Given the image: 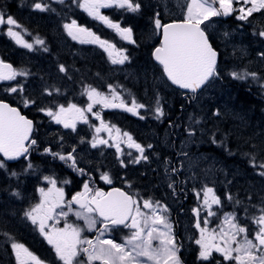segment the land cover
<instances>
[{"label": "snow or ice", "instance_id": "6c2138e0", "mask_svg": "<svg viewBox=\"0 0 264 264\" xmlns=\"http://www.w3.org/2000/svg\"><path fill=\"white\" fill-rule=\"evenodd\" d=\"M63 2L64 0H59V3ZM72 3L88 16L102 21L108 28L115 30L123 40L135 43L132 28L121 27L119 22H114L107 15L102 14L101 9L117 8L136 13L141 8L138 0H72ZM234 4L239 7H234ZM247 5L250 7H246ZM180 6L184 10L182 20L164 23L161 13H155L153 23L161 36V42L154 49L153 57L162 66L163 73L171 84L195 94L198 89L219 77L218 52L210 42L209 35L206 34L208 25L205 22L210 21L212 17L228 16L234 11L239 12L236 17L238 20L245 21L253 13L264 9V0H184ZM32 7L33 10L40 12L54 11L44 0H35ZM4 25L8 26L7 35L23 48L33 50L34 44L41 46L45 44L39 38L32 43L27 42L21 32L16 30L22 27L18 21L11 15L0 12V26ZM63 28L72 40L80 44L98 45L107 53L113 65H123L129 60L125 54L126 50L117 49L115 44L101 38L75 19H72L70 23H64ZM225 35L228 34L225 33ZM258 35L264 37V31H260ZM43 50L48 49L44 47ZM260 55L264 57V53ZM59 71L67 73L64 65L59 66ZM29 75L27 70H17L10 63L0 60V82H16L5 91L10 95H19L25 108L36 105L37 101L24 94L25 86L18 82L17 78ZM230 75L237 80L249 78L261 80L258 73L247 70L233 71ZM261 86L264 87V84ZM107 88L106 94L92 85H84L81 95L86 96L88 102L83 107L70 101L67 105L54 103L48 107H41L38 111L57 125H62L63 128L71 129L73 132L77 130L78 123L90 125L95 134L87 143L93 149L101 148V146L115 148L117 159L122 167L127 166L124 160L120 159L123 155L132 157L129 163L147 160L144 146L137 143L128 132H121L115 125L105 122L101 116L103 109H123L133 115H139L140 119H145L138 110L145 109L147 106L138 103L135 98L127 101L112 84L107 85ZM43 94L59 95L61 90L45 88ZM156 104L153 111L155 118L159 120L165 113L159 98ZM97 106L99 110L93 111ZM89 114L100 122L98 126L90 124ZM214 114L219 115L218 112ZM190 119H193V123H199L194 118ZM113 131L116 133L115 136ZM33 132V120L22 115L18 107L0 99V169L7 171V161H16L23 157L27 161L24 172L34 170L35 166L28 160L30 149L37 144L36 139L32 138ZM102 132H107L108 138L101 137ZM186 132L191 137L196 134V129L189 127ZM60 140L63 141V137H60ZM84 142L85 140L81 138V143ZM212 143L217 141L213 139ZM121 144L126 145L127 149H135L139 155L133 157L131 151L125 153ZM146 147L151 149L152 145L149 144ZM43 152L65 162L79 175L89 176V180L84 181L82 190L67 200L64 188L57 186V180L44 176L43 180L48 186L37 189L40 196L39 202L24 213L25 217L38 227L40 234L52 246L62 264H94V262L99 264H182L178 256L180 246L173 235L172 224L167 216L169 211L167 205L151 198L139 197L138 194H130L119 188L105 192L94 187L90 173L78 166L75 147L67 153L54 152L51 147L44 148ZM183 155L186 156L187 153ZM250 163L252 167L258 169L257 174L264 177V162L257 163L256 156L252 155ZM171 171L176 173L179 170L172 168ZM10 175L16 177L18 174L11 171ZM100 179L107 184H112V178L107 172L102 173ZM63 183L67 184L70 181L65 180ZM172 186L170 183L169 187ZM193 191L198 201L197 207L192 209L195 216L194 227L199 232V237L194 238V243L199 246L197 259L208 262L216 252L225 262L264 264V207L257 209L258 215L252 214L247 217L251 230L249 224L240 222L235 211L223 212L221 223L215 228H209L211 218L216 217L222 210L223 201L213 187L204 185L199 190L193 189ZM13 195L19 196L20 193L15 192ZM224 199L235 205L241 204L240 200H234L228 193L225 194ZM213 206H216L215 210ZM243 211L246 215L248 214L247 208ZM70 215L75 216L76 220L82 221L83 224L69 222ZM61 219L64 220L63 227H58ZM49 221L53 223L49 225ZM120 227L129 230L122 242L118 243L114 239L105 238L107 233ZM92 231L97 233L94 239L83 235L85 232ZM11 248L15 253L17 264H45V261L22 243L13 240ZM81 257L84 258L81 259Z\"/></svg>", "mask_w": 264, "mask_h": 264}, {"label": "flooded vegetation", "instance_id": "af4514ba", "mask_svg": "<svg viewBox=\"0 0 264 264\" xmlns=\"http://www.w3.org/2000/svg\"><path fill=\"white\" fill-rule=\"evenodd\" d=\"M29 1L31 5L35 2V0ZM44 2L55 5L59 3L54 2V0H44ZM138 2L141 4V8L136 13L117 8L101 9L102 14L107 15L114 22H119L121 27H131L135 43L123 40L115 30L108 28L102 21L88 16L87 13L73 4L72 0H64L63 2L64 6L68 7L67 14H60L57 8L51 12V25L55 27L56 34L36 35L32 31L26 30L23 26L21 27L23 31L26 30L32 36L42 39L45 42L43 46L48 49L44 53L39 50L29 51L21 48L20 50L25 55L24 61L28 62L26 64H36L45 55L55 56V52L51 49L52 45H60L66 50L64 54L67 62L65 67L71 70L69 81L71 93L68 94L67 99H60L65 97L58 95H35L34 100L37 101V104L25 108L22 112L23 115L34 122L32 138L36 139L37 144L30 149L28 160L35 167L34 170L24 172L27 161L21 157L19 160L6 162L7 171L0 169V224L2 225L0 226V259L4 261V263L0 264H17L15 253L11 248L13 240L24 244L25 247H31L33 253L37 254L45 263L50 262V260L55 264L59 262L56 259L57 256L52 252L51 254L49 252L47 254L44 253V250L41 249L44 244H33V242H40V240L43 241L44 239L39 236L40 232L35 227L36 225L24 221L23 216L28 209L27 201L24 198L15 201L13 193L19 192L20 196L26 195L28 184L37 180L40 176H50L56 179L57 183L64 188L65 199L67 200L82 190L83 183L89 180V176H81L68 167L65 162L54 159L51 155L44 154L43 150L46 147H51L54 152L63 153L70 152L75 147L78 166L90 173L94 187L105 192L113 188H119L130 194H138L139 197L143 198L151 196L153 191L149 189V186L146 187L142 184L141 171L147 169L150 172V168L155 165V154L157 151L161 157L160 160L168 165L169 176L172 178L170 183L173 186H161L159 179L155 176L156 170L154 177L149 176L150 179H146V182L149 185L151 184V187H157L159 190L164 187L166 192H173L172 196L174 198L181 196L182 192H184L183 189H180L178 183H185L181 169V159L185 155L179 150L178 146L181 142V135L187 133L186 129L189 126L195 128L196 133L201 127L200 120L203 117L193 109L200 93L186 94V92L173 88L172 84L166 79L162 66L153 57L154 49L161 42V36L153 23L155 13L160 12L163 22L170 23L173 20H182L184 18V10L180 13L177 11L166 12L157 0H138ZM9 4L10 0H0L1 12L6 15H11L10 11L4 12L2 6ZM30 10L32 14L37 11ZM32 17L34 16L28 15L27 20L33 28H37L34 26V18ZM236 17L234 15L226 19L223 16L212 17L210 21L205 22V24L210 25L209 30L206 29V34L209 35L210 42L217 50L219 59L220 56L222 59L224 55L237 54L236 52L233 53L235 48L232 45H249L247 46L248 51L259 48L258 45L260 47L264 46L263 38L258 35L260 31H264V9L253 13L245 21L238 20ZM72 19L90 28L101 38L115 44L117 49L126 50L125 54L129 57V60L123 65H113L107 53L98 45L80 44L78 41L72 40L71 37L65 34L63 29V24L70 23ZM225 33L228 35H225ZM238 40L243 43L238 44ZM39 53L41 54L40 58L37 57ZM48 61H52V59ZM32 64L30 65L31 67H33ZM63 64L52 66L55 69H59V66ZM83 70L84 72H82ZM76 71L80 73L79 77L83 81L82 87L78 89L75 87L77 80ZM235 82V79L232 80L233 85H235ZM109 84L116 86L117 90L121 92L127 101L135 98L138 103L147 106L145 109L138 110L140 115L145 116V119H140L139 115H133L123 109H103L101 111V116L105 122L115 125L121 132H128L137 143L146 148L145 155L148 157L147 160H141L140 163H129L132 157L123 155L120 159L124 160L127 166L122 167L117 159L115 148L101 146V148L93 149L87 143L95 134L94 129L90 125L78 123L77 130L73 132L71 129L63 128L62 125H57L45 114L38 111V108L41 107H48L54 103L67 105L70 101L83 107L88 102L87 97L81 95L84 85H92L107 94V85ZM164 85L170 87L171 91L165 89ZM158 98L165 113L159 120L155 118L153 111L157 106L156 101ZM97 110H99V106L93 109V111ZM190 118L198 120L199 123H193V119ZM89 121L90 124L97 126L100 123L91 114H89ZM202 125L204 129L209 130L211 135H203V147L201 150L214 154L216 152L215 143H212V140H218L219 134L217 135L216 132L218 126H209V123H203ZM115 135L116 133L113 131V136ZM100 136L108 138V133L102 132ZM60 137H63V141L60 140ZM81 138L85 140L84 143H81ZM149 144L152 145L151 149L146 147ZM205 144H207L206 147ZM121 147L124 148L125 153L131 151L133 157L139 155L135 149H127L124 144H121ZM196 151L197 149L194 147L187 155H192ZM221 161L230 165L223 158ZM172 168H177L179 171L173 173L171 171ZM11 171L17 172L18 175L16 177L11 176ZM104 172L110 175L112 184H107L100 179V175ZM143 175L145 176L146 174L144 173ZM65 180L70 181V183L64 184L63 181ZM12 206L15 209L14 217L19 220L14 225L10 222V212L5 211L12 209ZM172 213H176L178 219L180 216L183 220H187L184 215L188 213V210L176 208L170 214ZM48 223L51 225L52 221ZM97 227H100V225H97ZM249 228L251 230V225H249ZM123 230L127 229L117 228L114 231L120 232ZM194 238H197V235ZM188 257L191 258L189 260L191 264H217V262L219 264H234V262H225L219 254H213V258H217V260L210 259L208 262L198 260L194 255H189Z\"/></svg>", "mask_w": 264, "mask_h": 264}, {"label": "trees", "instance_id": "16d2710c", "mask_svg": "<svg viewBox=\"0 0 264 264\" xmlns=\"http://www.w3.org/2000/svg\"><path fill=\"white\" fill-rule=\"evenodd\" d=\"M32 1V0H31ZM31 2L29 0H10V4L3 6L5 11H10L11 16L18 21V23L23 26L26 30L32 31L34 34L47 35L56 34V29L51 25V12L45 11L40 13L38 11L31 13L30 10ZM56 7L60 14L66 13L67 8L63 6L57 7V5H51ZM40 14V15H38ZM28 15L34 16V26L33 28L29 23ZM40 29V30H36ZM6 46V45H5ZM10 47V44H7ZM51 49L55 52V56L45 55L40 58L39 62L33 65L34 69H27L30 73L29 80L38 85V92L36 95L41 96L45 95V88H59L61 93L69 94V77L71 76V70L67 69V73L60 74L59 69L53 68L52 65L58 66L60 63L66 65V50H64L60 45H52ZM14 57H17L20 60L11 59L8 54L3 50L1 51V56L4 60L10 61L17 70H21L20 65H24L28 62L23 61L25 55L19 49H14ZM52 61H48L51 60ZM30 62V60H28ZM222 69L224 65L222 60L220 61ZM31 64H27V67ZM223 65V66H222ZM84 72V70L82 71ZM60 74V75H59ZM77 75L76 88H80L83 85L82 78L79 77L80 73L75 72ZM59 80L60 84H55V80ZM220 82V81H218ZM243 82V83H242ZM241 84H235L229 82V80L221 81L223 88L229 91L227 92V100L225 103L219 104L218 106H213V110L217 111L219 115H212L214 119L211 120L213 126H218V130H222L223 134L229 136L234 134L235 140L234 145L230 144L229 140H222L221 135H218L219 147L215 148L217 154L222 157L226 162H229V169L234 175V180L230 184V190L234 193L232 197L234 200H240V205H235L234 203L226 204L227 208L232 211L237 212L244 221H247L244 216H246L243 211L244 208L248 209L247 215L259 214L257 209L264 207V177L257 174L258 169L251 166L250 159L252 155H256V162H264V87L261 84H264V76L261 77V80L256 81L247 79L242 81ZM35 89H37L35 87ZM27 93V92H25ZM34 99L35 95H32ZM1 98V97H0ZM5 100H7L6 97ZM9 101L13 105L19 106L17 102ZM231 109L229 110V106ZM226 113V114H224ZM239 121V124H234L232 119ZM214 121V122H213ZM249 128V129H248ZM225 143V144H224ZM233 149V150H232ZM227 184H229L227 182ZM185 197L178 199V204L183 206V208H191L195 205L194 196L187 191L185 192ZM231 194V193H230ZM249 197L251 199H249ZM229 202V201H225ZM255 206V207H253ZM6 212L11 213V224H16L19 222L18 219L14 217L15 209L12 206V209L5 210ZM249 221V220H248ZM3 223V221H1ZM0 226H2L0 224ZM179 225H175V228H178ZM176 241L181 247L182 240L180 234L176 231ZM1 254V251H0ZM193 255V254H191ZM178 256L181 261L185 264H191L190 261L184 260V254L181 252V249L178 252ZM0 263H4L0 259ZM206 264V263H205Z\"/></svg>", "mask_w": 264, "mask_h": 264}, {"label": "rangeland", "instance_id": "374dc122", "mask_svg": "<svg viewBox=\"0 0 264 264\" xmlns=\"http://www.w3.org/2000/svg\"><path fill=\"white\" fill-rule=\"evenodd\" d=\"M54 2H59V0H54ZM157 2L160 3L159 5L162 6L166 12L177 11L178 13H180L181 11H183V9L181 8L180 5L184 2V0H157ZM32 5H30V9L33 10ZM234 7L238 8L239 5L234 4ZM246 7H250V5H247ZM255 13H257V12H255ZM232 15L237 16V15H239V12L234 11L230 15L223 16V17L226 19L227 17L232 16ZM209 26L210 25H208V27H207L208 30H209ZM7 27H8L7 25L0 27V42H2V43L6 42L12 46L9 49L8 55L13 56L15 54V52H14L15 48L21 49L23 47L16 44L15 41L7 35ZM16 30L21 32V35L23 36V38L27 42L32 43V42H34L35 39L38 38V37L32 36L31 34H29L26 31H23L22 28H19ZM64 32L67 35L65 29H64ZM262 38H263V42H264V37H262ZM238 42H239L238 44L243 43L242 41H239V40H238ZM3 46H4V44H3ZM232 46L235 48V49H233V53L236 52L237 54L226 55L227 60L230 61V65H229L230 72L247 70L249 72H256L259 75H264V57H260L261 56L260 52L264 53V48H263L264 46L260 47V45H258L259 48H256V49L251 50V51H248V49H247V46H249V45H247V46L232 45ZM23 49L29 50L26 48H23ZM43 49H44V46L34 44V49L29 50V51H37V50L43 51ZM19 82L24 84L25 92L28 89V87H34V85L32 83H29L26 81V77H20ZM8 87L9 86L0 85V97H7L8 99H12L13 101L19 103L21 101V97L17 94H11L10 95L8 92H6L5 89ZM164 88L171 91V88L168 87L167 85H164ZM228 91H229L228 89L227 90L225 88L223 89L222 86L220 85V82H219V84L209 85L204 91H202L199 94V96L197 98L196 105H194L193 109L196 110L197 112H199L200 115L203 117V119L200 120L201 127L199 128L198 133H196L194 136L190 137L187 133L184 135H181V142L178 146L179 150L182 153H187V154L194 147H196V149H197V151L194 152L192 155H186L181 159L182 176H183V179L185 180L184 184H186L187 188L190 189L194 193L193 189L199 190L204 185H207L209 187H213L216 194L222 199L223 202L225 200L223 197H225L226 193H228V194L231 193V196L234 193L229 188L230 184L234 180V175H233L232 171L229 170L228 167H226L223 164V162L221 161V159L218 156H216L210 152L201 150V148L203 147L202 146L203 135H208V136L211 135L209 130L207 131V129L203 128L202 124L203 123L207 124V123H209V121L214 119V118H212L213 117L212 115L214 113H217V111L213 110L214 105L218 106L219 104H223V103H225V105L227 104L226 103V100H227L226 94ZM228 106H229V104H228ZM228 109L230 110L231 107L229 106ZM224 114H226V113H224ZM232 121L234 122V124H239V121L235 120L234 118L232 119ZM189 127H192V126H189ZM216 132H217V135L218 134L221 135L220 136L221 140H222V136L224 137L223 140H225V139L229 140L230 143H229L228 147H230V144H231L232 148H233L234 140H235L234 134L227 136V135L223 134L222 130H216ZM162 143L165 145L164 142H162ZM206 145L207 144H205V147H206ZM155 155H156L155 165L150 168V172L147 171V169L142 170L140 178H141L142 184L146 187L149 186V189L151 191H153V194L151 196H149L148 198H151L154 201H160L163 205H167L168 210H169L167 213V216H168V218L172 224V232H173L175 229V227H174L175 220H176V218L178 219V215L176 213L171 215L170 213L172 211H174L177 207L178 201H177L176 197L174 198L172 196L173 192H171V193L166 192L164 187H162V189L159 190V189H157V187H151V184L149 185L148 182H146V179H148L149 176L154 177L155 170H156L155 176L159 179L161 186L169 185V183L172 180V178L169 176L168 165L165 162H162L160 160L161 157L159 156V153L157 151H156ZM256 155H258V153H256ZM144 173L146 174L145 176L143 175ZM43 177L44 176H40L37 178V180H34L30 184H28L26 195L14 196V200L19 201L20 199L24 198L27 201L28 209L30 207L34 206L36 203H38L40 196H39V192L37 191V189L39 187H47L48 186L47 182H45L43 180ZM227 182L229 184H227ZM57 186L62 187L58 183H57ZM145 199H147V198H145ZM194 200H195V205L191 206V208L188 209L189 210L188 213H186L184 215L187 218V220H183L179 216L180 221L182 222L181 225L183 226L182 227L183 228V230H182L183 236H185V239L192 241L191 243L194 246V249H191L189 247V244L185 243L184 240L181 239L182 240V246L180 247V249H181V252L186 256V258H189L188 254H190V253L193 254L194 257H198V252H199V246L194 243V239H193L194 236H196V235H197V238L199 237V232L194 227L195 216L192 212V209L194 207H197V205H198V201H197L196 196L194 197ZM229 203L230 202L223 203L222 210L218 212V215L216 217L211 218V223H210L209 228H215L218 224L221 223V219L223 217V212H231V210H227V207H226L227 206L226 204H229ZM213 208L215 210L216 206H213ZM181 209H184L183 206H181ZM10 215H11V213H10ZM202 215H203V213H202ZM248 216H250V215H246V216H244V218L246 220H248V218H247ZM23 217H24L25 222L31 223V221L28 220L25 217V215ZM68 219H69V222H71V223H75V224H79V225L83 224L82 221L76 220L75 216L70 215ZM241 219L242 218H240V222H241ZM63 224H64V220L61 219L60 223L57 226L63 227ZM35 227L38 229L37 226H35ZM128 231H129L128 229L120 231V232L112 231L110 233H107L105 238L114 239L116 242L120 243V242H122L123 238L128 235ZM28 233H30V232H28ZM96 234L97 233L95 231H92V232H85L83 235L86 236L87 238L94 239ZM173 235H174V232H173ZM39 236L42 239H44L45 241L40 240V242H33V244H35V245L44 244V247L41 248L44 250V253L49 252V254H51V252H52L53 254L56 255L54 249L52 248L51 245H49L47 243L44 236L41 235L40 233H39ZM155 243L156 242H154V244ZM185 247H189V248H187L185 250ZM27 248L33 253V250L31 247L27 246ZM213 254H219V253L214 252ZM35 255L37 257H39L37 254H35ZM83 258L84 257H81V259H83ZM56 259H58V258H56ZM52 263L55 264L53 261L50 260V262H46L45 264H52ZM59 263L62 264V262L60 260H59ZM94 264H99V262H94Z\"/></svg>", "mask_w": 264, "mask_h": 264}, {"label": "water", "instance_id": "95a60500", "mask_svg": "<svg viewBox=\"0 0 264 264\" xmlns=\"http://www.w3.org/2000/svg\"><path fill=\"white\" fill-rule=\"evenodd\" d=\"M6 63H8V62H6ZM6 82H7V81H6ZM173 86L176 87V88H178V89H180V88H179L178 86H176V85H173ZM204 87H205V86H204ZM204 87H202L201 89H198L196 93H198L199 91H201ZM180 90L188 92V90H184V89H180ZM8 162H13V161H8Z\"/></svg>", "mask_w": 264, "mask_h": 264}, {"label": "bare ground", "instance_id": "6f19581e", "mask_svg": "<svg viewBox=\"0 0 264 264\" xmlns=\"http://www.w3.org/2000/svg\"><path fill=\"white\" fill-rule=\"evenodd\" d=\"M255 45V44H254ZM253 47V46H252ZM251 49V48H250ZM262 49V48H261ZM260 53H262V52H260ZM251 54V53H250ZM253 54V53H252ZM261 57V56H260ZM253 60V59H252ZM142 129V128H141ZM144 130V129H143Z\"/></svg>", "mask_w": 264, "mask_h": 264}]
</instances>
